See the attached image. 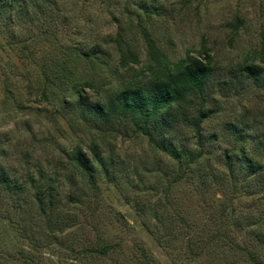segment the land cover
Listing matches in <instances>:
<instances>
[{"label": "rangeland", "instance_id": "1", "mask_svg": "<svg viewBox=\"0 0 264 264\" xmlns=\"http://www.w3.org/2000/svg\"><path fill=\"white\" fill-rule=\"evenodd\" d=\"M156 1L164 9L151 21L125 10L128 0H26L21 17L0 18V174L18 186L0 183V264H264V86L241 69L264 67V0ZM145 26L172 60L212 56L204 93L169 110L166 134L182 161L132 120L100 124L68 94L38 87L43 67L81 43L100 42L116 67L119 34L139 62L112 80L103 69L90 100L150 80ZM94 143L113 167L93 162L89 177L71 155L81 147L91 158ZM242 146L263 169L248 174ZM105 244L107 255L92 251Z\"/></svg>", "mask_w": 264, "mask_h": 264}, {"label": "trees", "instance_id": "2", "mask_svg": "<svg viewBox=\"0 0 264 264\" xmlns=\"http://www.w3.org/2000/svg\"><path fill=\"white\" fill-rule=\"evenodd\" d=\"M32 1L37 3V0ZM129 4L136 7V15L143 16L145 21L160 17L162 13L159 11L164 9V6L156 0H128L125 10L129 9ZM25 6L26 0H0V18L14 21L24 14ZM237 19L239 18L237 17ZM141 31L147 48L149 59L147 69L150 80L146 82L128 80L107 101L94 102L90 100L87 89L97 91L106 84L107 78L102 73L103 69L110 72V77H108L110 80L116 75L119 68L139 62L138 52L133 50L125 36L122 37L119 34L114 39L118 54L116 67H112V51L105 49L100 42L81 43L70 47L69 53L65 54L62 59H56L51 67H43L38 87L44 92L43 95H47L46 92L49 91V95H53L55 98L62 97L64 101L68 94L71 102L73 98L76 100V106L80 108L84 116L93 118L100 124L110 123L114 119L128 118L132 120L136 129L141 131L157 150L173 159L182 161L183 152L176 150L166 134V128L176 117V114H171L169 110L174 104L184 101L189 95L204 93L208 77L213 71L212 56L206 50L204 58L192 56L188 52L185 57L172 60L159 48L157 38L146 26ZM261 51L264 53V39ZM85 64L89 67L88 70L85 68L87 67L84 66ZM241 69L256 84L264 86V77H262L264 67L262 65L245 61L241 65ZM207 115L206 112L200 111L199 116L194 120L197 133H200L201 124ZM235 131L243 140L242 132L238 129ZM89 148L91 158L81 147H77L73 151L71 159L75 165L83 173L92 177L93 162H97L108 174L110 167H113L112 159L104 157L96 143L90 145ZM241 151L242 159L246 162L249 171L248 174L252 175L263 169L262 165L248 156L244 146ZM0 183H3L11 191L18 188L4 174H0ZM160 242L162 243V240ZM112 248L113 245L105 244L100 248H93L92 251L105 256ZM141 253L147 260L146 250L142 248Z\"/></svg>", "mask_w": 264, "mask_h": 264}]
</instances>
